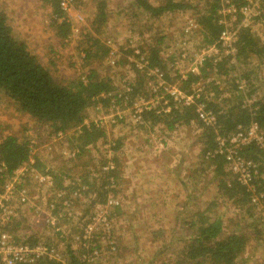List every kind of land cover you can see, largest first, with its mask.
Here are the masks:
<instances>
[{"label": "rangeland", "instance_id": "1", "mask_svg": "<svg viewBox=\"0 0 264 264\" xmlns=\"http://www.w3.org/2000/svg\"><path fill=\"white\" fill-rule=\"evenodd\" d=\"M150 1L155 4L160 2V0ZM188 1L192 4H198L203 0ZM47 3L51 5L49 0H0V11L6 15L10 26L14 25L16 27L17 31L13 30L15 37L20 41L26 42L30 51L39 58L42 64L48 67L56 78L63 81L75 79L79 76L85 79L89 69L96 68L101 75L109 76L119 89H123L124 85L129 84L134 77L130 64L117 65V62L124 58L119 49L128 47L127 39L129 37L138 41L133 43L134 45L145 47L156 38H161L160 54L164 59H177L178 70L182 71H186L191 67L192 63L200 57L206 45L202 42L201 26L193 9L166 12L159 17H153L148 15L141 7H138L134 0H75L74 6L67 13L73 31L68 37L62 39L56 34L57 30L54 28L53 23L50 22L49 18L53 15V9L51 8L52 5L49 9H46L44 4ZM252 5L247 16L240 17V21H238V16L234 15H223L222 19L227 26L233 28L240 24L249 25L252 34L264 43V0H253ZM99 6H102L105 10L106 23L100 28L101 32L97 33L94 30L93 22L97 19ZM22 19H24V22L19 23ZM186 29H188V32H186ZM90 34L98 35L106 43L110 40L116 54L113 57L108 55L101 62L94 60L89 63V61H86L84 49L89 46L86 41ZM182 54H186L187 58L183 59ZM131 58H129L130 61ZM111 59L115 60V64L111 62ZM166 70L170 71L172 76L176 73L168 67H166ZM250 71H253V73L251 74ZM235 72L239 74L236 75L237 77H245L248 74L249 81H246L244 77L242 81L247 82L245 89L252 90L251 95H249V101L253 102L263 96L264 87L261 88V83L264 82V62L260 63L256 56H252L251 63L240 65ZM254 87L256 88L254 89ZM148 91L150 92V90ZM112 108L111 106L106 109L101 106H94L88 109L87 119H85L86 123L97 122L98 125L103 126L106 137L99 139L95 145H89L82 156L76 157V155L70 160L63 152L76 148L73 145L77 144V142L70 137L75 129L68 130L57 138V132L54 131V128L49 123L38 122L29 115L21 113L5 94L0 93V142L8 135H15L28 141H33L32 156L34 159L37 157L43 160V162H40V166H37V173H43L46 169L51 168L50 173L53 174L55 171H58V173L62 172L64 175L70 173L69 175L75 177V181L81 173H88V171L84 170L87 168L91 169L90 180L94 178L97 180L99 177L98 169L96 168L102 165L105 156L109 159L113 154L112 159L116 166L115 169H117L114 160L115 155L117 156V149L114 151L113 148L115 146L118 149L123 147L121 152L118 153V157L123 162L122 168L125 170L124 173H127L128 178L126 183H123V186H115L118 191L115 198L120 201V206L123 205L124 208L127 207L128 200H130L129 198L127 199V194L132 196L127 190H132L143 178H148L149 173L155 175V172L159 171L157 167L164 163H167V166L170 164L172 165L171 167L175 168L184 162V167H187V173L193 170L192 176L197 181L201 180L200 187L206 185L205 182L210 178V175L208 176L207 174V165L202 163L200 154L203 146L198 140L202 136L201 127L193 124L188 128L182 127L176 131L166 132L167 129L162 128L160 124L151 127L144 120L142 122L140 120L136 121L133 116L129 115L132 109H125L124 119L119 120L116 118V111ZM117 113H119L118 110ZM261 131L263 130L261 129ZM141 145L145 147V150L139 149ZM137 147L140 151L137 150ZM158 163L160 166H158ZM161 171L164 174L162 168ZM226 171L228 170L226 169ZM229 174L231 173L229 172ZM176 176L177 173L171 177L168 176L169 182L164 181L165 189L169 193L170 190L168 188H172L175 183L178 185L176 179L173 178ZM71 178L66 183L81 189V191L85 190L79 188L82 185L74 182ZM21 180L24 181V185L31 193V204H35L36 207L41 208L48 197L52 196L49 190L38 186L34 177L26 176ZM151 180L155 183L153 179ZM130 181L132 182L131 184H129ZM216 184L217 182H214L213 185L209 186V184L206 187L202 193L204 199L209 200L215 195L217 198ZM199 191L197 190L195 194ZM66 192L70 197L77 196V194H72L73 190L70 187H68ZM91 196H93V193L91 195L79 194L78 197L73 199L71 206L73 217L59 221L61 229L66 235L65 239L58 234L56 228L46 226L42 220L36 217L33 206L30 203L20 206L24 210L22 215L24 229L20 230L23 237H27L28 240L36 236L48 245L55 246L54 257L59 259L67 258L68 245L70 244L71 246V243L75 251L83 253V239L80 237L83 235L84 227L89 220H92L93 215L100 211H106L109 215H112L109 223H111L113 237L111 239L107 237L109 231L104 228L99 218L90 222L94 225V231H91L92 234L87 238L92 237L90 240L93 245L98 244L100 247V256L92 258L94 260L91 261L92 263L126 264V258L137 260L138 256H155L157 249L154 247L148 249L147 245L152 238V233H150L152 231L150 229L151 224L148 226L143 224V222L146 223L148 221L147 217H136L134 224L128 225L129 219L127 216L125 217L124 214H121L118 210L116 211L111 206L102 208V203L99 201L92 204ZM206 200L201 201V205ZM170 203H174V201H169ZM158 205L159 209L157 210H161L162 207L167 206V202L163 204L158 202L154 208L156 209ZM220 208L221 210L224 209L222 211H224L225 215L224 228L226 233L233 232V229L237 226L246 229L250 227L253 220L256 221V224L259 225L260 236H258V240L253 235L252 239H250L247 252L252 255V260L249 264H264V216H262L264 207L252 206L249 209H252L251 212L254 213L253 219L245 214V207L240 210L228 199H225L220 204ZM220 208H217V210ZM82 215L83 217H81ZM160 226L166 231L163 237L167 241L173 240L174 236H171L173 233L170 231L173 227V217L168 216L167 223H162ZM127 227L129 228L127 229ZM47 239L51 241H46ZM159 243L158 245H161ZM120 244L122 246L129 244L128 247H132V245L140 246L145 253L143 251L140 252V249H126L123 246L125 250L121 254ZM162 251L163 249H161ZM173 251L174 249L172 248L168 252H160L156 255L160 258L171 257L173 259Z\"/></svg>", "mask_w": 264, "mask_h": 264}, {"label": "trees", "instance_id": "2", "mask_svg": "<svg viewBox=\"0 0 264 264\" xmlns=\"http://www.w3.org/2000/svg\"><path fill=\"white\" fill-rule=\"evenodd\" d=\"M49 1L53 9L52 22L57 30L56 34L65 39L71 33L70 21L67 19L60 21L65 16L60 7V0ZM134 1L138 7L153 17H159L166 12L193 9L201 26L202 42L206 44L205 47L217 43L225 28V23L221 22L223 15L220 12L223 6L228 4H225L224 0H203L198 4H192L188 0H160L158 4L151 3L150 0ZM230 4L237 7L238 10L235 13L240 20L242 14L239 8L246 4V1L231 0ZM105 23V10L99 6L97 19L93 22L94 30L97 33L101 32L100 28ZM86 42L89 43V46L84 49L86 61L89 63L94 60L101 62L108 57L110 48L98 35H88ZM130 42L137 43L138 41L129 37L127 39L128 47L119 49L124 58L117 62V65L130 64L134 73L132 81L128 84L132 87V91L124 95H129L132 101L137 95H145L149 98L151 93L147 87L146 70H139L135 63L129 60L130 57H138L135 53L136 48L132 47ZM161 46L162 39L156 38L147 47L139 46V49L142 53H146L150 67L158 66L164 70V77L168 82L175 83L177 81L184 93L192 94L195 90H199V94L198 96L195 95L193 101L171 102L172 107L168 112L157 113V109L146 110L142 115L143 120L151 127L158 124L164 126L167 129L166 132L176 131L182 127L188 128L193 124L201 127L202 136L198 140L203 145L200 153L202 163L206 164L207 167L213 166V177L219 179L220 194L225 199L232 201L240 210L245 207V214L253 219L254 213L251 212L252 209L249 210L253 205L251 203L253 191L226 171L225 157L218 154L207 157V152L217 147L216 137L218 135L229 137L239 128H249L253 122H256L264 131V94L253 102L249 101L252 90L245 89L247 82H245L244 87H240V82L244 76L237 77L236 75L239 74L235 72L240 65L251 63L252 56H256L260 63L264 62V43L252 34L249 27L242 26L238 29L237 52L234 56L223 55L217 58L214 54L206 55L199 72L189 71L185 77L177 73L171 76L170 71L166 70L167 62L160 54ZM250 73L252 74L253 71ZM244 79L249 81L248 74L245 75ZM261 84V88L264 87V82ZM118 91L119 87L115 85L112 78L101 75L96 68L89 69L85 79L80 76L68 81L56 78L51 70L29 50L27 44L15 37L6 15L0 11V93L5 94L21 113L29 115L38 122L49 123L56 132L65 133L75 129L70 137L77 142L73 145L79 151L76 157L82 156L89 145H95L99 139L106 137V132L101 126L93 122L84 123L88 109L94 106H101L105 109L110 107L113 94ZM200 103H204L207 110H212L216 114L215 126H207L199 117L197 108ZM117 148L114 147L115 150ZM241 153L259 165L262 178H258V182L255 183V192L261 191V186L264 187V147L252 142L245 145ZM30 154L31 148L28 140L15 135H8L2 139L0 142V192L14 172L29 160ZM40 162L43 160L36 157L38 167ZM106 162L103 161L102 164ZM49 169L51 170V168ZM84 170L88 173H81L76 181L75 177L69 174L51 173L54 178L53 191L67 190L68 187L74 190L75 186L71 184L65 186L66 180L72 177L74 182L89 187L82 191V194L91 195L93 193L90 198L92 204L99 201L103 208L108 207L109 195L116 196L117 192L115 188L118 185L117 169L108 172L98 170L99 178L97 180L94 178L93 181L90 180L91 169ZM259 182H261V186L258 185ZM119 206L120 204L113 205L112 208L117 211ZM217 208L219 205L214 200L209 202L204 209L199 208L191 217L183 219V223L177 231L180 235L175 236V232L173 233L177 241H182L183 247L172 264H249L252 255L247 252V249L253 236L255 239L259 238V225L253 220L250 227L246 229L237 226L235 227L237 232L226 233L223 231V211L220 212ZM184 211L178 209L175 217L178 219L179 213H183V216L187 215ZM22 221V219L18 220L9 229L16 232L24 229ZM176 227H179V222ZM153 236L162 237L164 233L161 231L157 234L155 231ZM65 238L63 237V239ZM30 241L37 243L39 238L34 236L30 238ZM47 241L50 242L51 240L47 239ZM172 242L173 240L157 249L156 254L161 252V249L163 251L168 249ZM86 248H84L83 253L75 251L71 243V246L68 245L66 260L42 257L32 262H19L17 264H94L91 262L94 260L90 261L89 253H92L95 248L100 249V247L98 244H90Z\"/></svg>", "mask_w": 264, "mask_h": 264}, {"label": "built area", "instance_id": "3", "mask_svg": "<svg viewBox=\"0 0 264 264\" xmlns=\"http://www.w3.org/2000/svg\"><path fill=\"white\" fill-rule=\"evenodd\" d=\"M231 0H224L225 4L223 9L220 11L222 15H236V11L238 10L234 4H230ZM246 4L239 8V11L242 14V18L246 17L248 11L252 8L253 0H245ZM75 0H60V7L64 11V18L67 19V13L74 6ZM223 17V16H222ZM240 21V20H238ZM221 22L225 23V28L221 32L219 36V40L217 43L213 45L206 46L200 57L192 63L191 67L186 71L178 70L177 59H165L168 62V68L172 69L177 74H180L182 77H185L187 72H195L198 73L200 67L203 65L206 55H216L217 58H220L222 55H235L236 52V43L238 40V29L242 26L249 27V25H237L236 27L227 26L226 22L222 19ZM250 28V27H249ZM188 32V29H186ZM107 46L110 48L109 55L113 57L116 54V51L112 48V42L107 41ZM131 46L136 48L135 53L138 57H132L131 60L135 63L136 67L139 70H146L147 72V87L150 90L151 96L148 98L145 95H137L135 99L129 97V95H124L125 93L132 91V87L128 84L124 85V90L119 89L118 92L113 94L111 107L114 111H116V118L119 120L124 119V110L132 109L129 112V115L133 116L136 121H143V112L146 110L157 109V113L168 112L171 109L170 102L173 103H181L183 101H193L195 95L198 96L199 90H195L192 94L184 93L180 87L178 82L170 83L165 79L164 70H162L158 66L150 67L149 66V58L146 53H142L139 49V46L134 45L130 42ZM178 44V43H177ZM184 44V43H183ZM140 55V56H139ZM183 59H186V54L181 55ZM111 62L115 64V60L111 59ZM168 71V70H167ZM175 73V74H176ZM174 74V75H175ZM172 76V74L170 73ZM245 82H240V87H244ZM118 107V109H116ZM117 110L119 113H117ZM197 112L199 117L202 119L204 124L207 126H215L216 124V114L212 110H207L204 103L198 104ZM87 119V118H85ZM85 124L86 120L84 121ZM98 125L97 122H95ZM101 126V125H98ZM103 127V126H101ZM64 132L59 131L56 133V137L59 138L63 135ZM55 137V139H57ZM256 142L261 146H264V133L261 131V128L256 122H253L249 128H239L235 133L231 134L229 137H222L218 135L216 137V148L214 150L208 151L207 157H213L215 155H222L225 157V161L227 162V170L233 175L234 179L239 181L241 184L249 187L253 191L252 206L255 207H264V187L261 186V182L258 183L261 186V191H256V182H258V178H262L259 172V165L251 160L246 158L241 152L243 151V147L249 143ZM34 142L29 141V146L32 149ZM78 149H70L68 151H64L68 158H74ZM113 154L107 159L105 164H102L100 167L96 169L101 170L103 172H108L110 170H114L116 168L115 163L112 159ZM33 158V159H32ZM31 176L34 177L38 183L39 187H43L45 190H49L52 194L51 197L43 203L42 207H36L35 204H31V193L29 189L24 185V181L21 180L23 177ZM99 177V174H98ZM68 180H66L67 182ZM114 181V180H110ZM65 182V186L68 183ZM69 182V181H68ZM23 185H20V184ZM81 185V184H80ZM54 187V178L50 173V169H46L43 173H37V164L36 159L32 156V151L29 157V160L24 163L21 167H19L14 174L5 182L2 191L0 192V264H17L19 262H32L42 257H48L50 259H57L54 257L55 255V246L48 245L46 242L39 239L37 243H33L30 239L27 240V237H23L21 231H11L9 228L13 227V224L18 220L22 219V215L24 210L20 206L28 205L29 203L33 206L35 211V215L38 219L42 220V222L48 227H54L61 232L62 238L65 237L64 231L61 229L60 222L61 220L72 218L73 213L71 211V206L73 204V199L78 197L79 194H82L81 189H77L76 187L73 190V195L77 196H68L67 190H55ZM87 190L89 187L87 185L79 186ZM77 189V190H76ZM115 195H109L107 206L112 207L113 205L120 204V201L115 198ZM103 208V207H102ZM263 211V210H262ZM264 216V212H262ZM99 221L104 225V228L109 231V235L107 237L111 239L112 228L110 226L111 217L108 212L100 211L92 216V220L88 221L87 225L83 229V235L80 237L83 239V248L89 247V245H93L90 238H87L94 231L93 223H90L94 220ZM264 220V219H263ZM98 225V224H97ZM60 226V227H59ZM61 230V231H60ZM92 231V232H91ZM79 238V237H78ZM47 241V240H46ZM112 244V243H111ZM87 250V248H86ZM100 249L95 248L90 255V261L94 257H99ZM88 256L87 254H84Z\"/></svg>", "mask_w": 264, "mask_h": 264}, {"label": "crops", "instance_id": "4", "mask_svg": "<svg viewBox=\"0 0 264 264\" xmlns=\"http://www.w3.org/2000/svg\"><path fill=\"white\" fill-rule=\"evenodd\" d=\"M44 5H46V9H49L51 6L48 3L44 4ZM49 19H50V22H52V16H50ZM22 22H24V19H22L19 23H22ZM52 23H51V25H52ZM12 28H13V30L17 31L16 27L14 25H12ZM72 31H73V28L71 27V32ZM162 128H164V126H162ZM122 148L123 147H121V149L117 148V150H116L117 156L115 155V157H114V160L117 163V171H118L117 172V174H118L117 183H118L119 187L123 186V183H126V180L128 178L127 173H124L125 170L122 168L123 162L118 157V153L121 152ZM139 149L145 150V147H143L141 145V146H139ZM139 149L137 147V150H139ZM113 150L115 151L114 148H113ZM141 153H143V152H141ZM148 157H149V155H148ZM103 161L104 162L107 161L106 156H105V159ZM184 164L185 163L182 162L180 165H178L177 167L174 168V167H171L172 165H170V164L167 166V163L161 164V166L158 163V166H160V167H157L159 171L155 172V175H153V173H149L148 178H143L139 184H136V186L134 183L135 187L132 188V190H130V189L127 190L132 194V196L127 194V199L128 198L130 199V200H128L129 203H127V205H126L127 207L124 208V206L121 205L117 209L118 212H120L121 214H124L125 217L126 216L128 217V219H129L128 225L134 224L136 217H139V218L147 217L148 221L146 223L143 222V224L145 226H148L151 224L150 229L152 230L150 232V233H152V238L148 242L150 244L147 243L148 249L152 248V247H154L155 249H159L162 246V244L167 245L168 243H170L172 241V240L167 241V239H165L163 236L162 237L158 236L157 238H156V236H153V233H155V231H157V234H159V232H161V231H163V233H166L165 229L162 228L160 225L162 223H167L168 216L173 217V227L170 229V231L172 233L175 232V236H179L180 234H178L177 231L179 230L181 223H183L184 218L187 219L188 217H191L192 214H194V212L197 211L199 208L204 209L209 202L214 201V200H215V202L217 201L219 208H220V204L225 200V198L220 194V191H219L220 190L219 186H218V180L219 179L213 177V175H214L213 166L207 167L208 168L207 174H208V176L210 175V178H208L206 180L205 186L200 187L201 186V184H200L201 180L197 181L196 178L192 176L193 170H190L189 173H187V167H184ZM161 168L164 170V174L161 171ZM55 173H58V171H55ZM176 173H177V176L173 177V178L176 179L178 185L175 183L172 188L171 187L168 188L170 190V193L173 192V193H171V195H169L170 194L169 191L167 189H165L166 186L164 184V181L169 182L168 176L171 177L172 175H174ZM67 174H70V173H67ZM151 179H153L155 181V183H153ZM161 181H163V183H161ZM214 182H217V184H216V186H217V198L215 195V197H213L209 200L204 199L202 193L204 192V190L206 189V187L209 184H210L209 186H211V185H213ZM131 183L132 182L130 181L129 184H131ZM182 185L184 186V189L188 188V189H186L187 191L183 189ZM197 190H200V191L195 194V192ZM116 194H118V191L116 192ZM173 198H175V199H173ZM203 200H206V201L203 205H201V201H203ZM169 201H174V203L169 204ZM158 202H162V204L167 202V206L162 207L161 210H157V209H159V205L156 209L154 207H156ZM196 205H199L200 207L196 206ZM171 206H173V207H171ZM178 209L183 210V211L185 209L184 213H187V215L183 216V213L182 214L179 213V218L177 219V217H175V216L177 215ZM222 210H224V209H222ZM222 210H221V208L219 209L220 212H222ZM224 218H225V215H224V211H223V219ZM178 222H179V227L177 228L176 225ZM236 224H238V223H236ZM128 228L129 227H127V229ZM223 231H225V228ZM233 231L237 232L235 229H233ZM171 236H174V234H172ZM158 243L161 245H158ZM171 244L169 245L168 249H166L165 251H162L161 253L168 252L173 248L174 249V251H173L174 258L173 259H171V257L160 258L155 253V256H152V257H144V256L139 257L138 256L137 260L132 259V258L131 259L126 258L127 259L126 264H172V263H174V260L176 259V257L179 255V253L183 247V243L180 240L177 241L176 237H173V242ZM128 245L129 244H124L123 246L126 249H129V248L140 249V252H142L144 250L140 246L132 245V247H128ZM123 246L120 244L121 254L125 250L123 248ZM143 253H145V251H143ZM63 260H66V257L63 258Z\"/></svg>", "mask_w": 264, "mask_h": 264}]
</instances>
